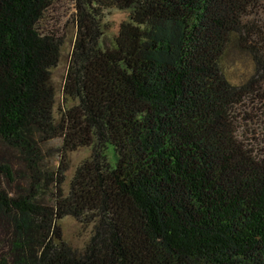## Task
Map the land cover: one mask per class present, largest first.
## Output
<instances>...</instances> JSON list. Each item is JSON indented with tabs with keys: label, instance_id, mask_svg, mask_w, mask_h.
Here are the masks:
<instances>
[{
	"label": "trees",
	"instance_id": "trees-1",
	"mask_svg": "<svg viewBox=\"0 0 264 264\" xmlns=\"http://www.w3.org/2000/svg\"><path fill=\"white\" fill-rule=\"evenodd\" d=\"M55 1L0 0V264H264V154L238 135L242 105L264 114V0H69L59 103ZM108 10L126 19L106 45Z\"/></svg>",
	"mask_w": 264,
	"mask_h": 264
},
{
	"label": "rangeland",
	"instance_id": "rangeland-1",
	"mask_svg": "<svg viewBox=\"0 0 264 264\" xmlns=\"http://www.w3.org/2000/svg\"><path fill=\"white\" fill-rule=\"evenodd\" d=\"M264 5V4H263ZM264 8V6H263ZM75 12L73 4L69 0H56L54 5L45 13L41 23L43 29L47 32H53L58 37L64 39V53L58 66L53 71V82L57 90V103L60 102V90L63 82L68 62L70 61V53L72 49V39L75 36V25L73 24V13ZM126 19V14L116 10H108L103 16V35L102 40L106 45L112 41L114 34L120 22ZM227 73L229 77L240 82L247 78L252 70L249 59L241 53L233 51L230 60L226 62ZM260 106H252L249 102L242 105L239 110V130L238 135L245 139L246 143L252 145L259 154H264V114L261 113ZM249 117L253 120L250 121ZM241 118V119H240ZM60 141L50 142L44 149L46 160L51 169H56L60 161L61 153L58 151ZM111 151L109 152V158ZM89 155V150L81 149L68 154L66 160L68 169L65 172V189L71 179L75 168L81 164ZM62 235L66 241L74 247L80 248L89 235V230L82 229L72 218L65 217L60 222Z\"/></svg>",
	"mask_w": 264,
	"mask_h": 264
}]
</instances>
